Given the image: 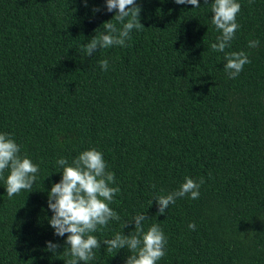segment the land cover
I'll return each mask as SVG.
<instances>
[{"label": "trees", "instance_id": "trees-1", "mask_svg": "<svg viewBox=\"0 0 264 264\" xmlns=\"http://www.w3.org/2000/svg\"><path fill=\"white\" fill-rule=\"evenodd\" d=\"M212 2L137 0L144 29L125 47L86 56L82 45L116 15L105 0H0V133L40 168L32 192L11 199L9 171L0 179V264L71 258L67 234L48 223V192L61 180L56 161L71 164L92 148L115 173L110 207L121 219L92 233L101 248L87 264H126L131 253L108 252L103 241L134 231L122 223L137 214L148 218L145 232L159 223L167 238L157 264H264V0H237L240 28L225 52L210 47L221 35ZM252 40L259 46L249 48ZM239 51L251 62L229 79L225 54ZM185 177L204 178L199 198H178L157 215L155 198Z\"/></svg>", "mask_w": 264, "mask_h": 264}, {"label": "clouds", "instance_id": "clouds-1", "mask_svg": "<svg viewBox=\"0 0 264 264\" xmlns=\"http://www.w3.org/2000/svg\"><path fill=\"white\" fill-rule=\"evenodd\" d=\"M84 2L87 6V0ZM174 3L200 7L199 0H174ZM105 7L109 13L115 10L116 15L103 24L104 32L82 45L86 56H92L98 49L125 47L134 29H144L140 23L142 9L137 5V0H105ZM99 11V8L93 9V12ZM211 11V23L221 35L210 47L212 51L225 52L240 28L236 18L241 5L237 0H213ZM126 18L127 22H124ZM113 20L122 23V28H117ZM259 43L258 40L249 41L248 47L256 48ZM225 60L224 70L229 79L237 78L244 66L251 62L249 54L244 51L226 53ZM99 65L102 70H108L107 59L101 60ZM20 151V145L10 134L0 133V179L4 178L3 173L8 170L6 192L10 199L21 191L32 192L40 171L39 165L34 164L26 155L22 157ZM56 163L63 171L61 180L53 184L48 192V209L53 213L48 223L57 237L67 234V251L64 255L71 258L66 264H87L95 259L96 251L101 248V242L92 233L106 228L110 221L121 219L110 207L120 189L110 186L115 183V173L107 171L108 165L103 153L95 148L81 152L71 164L64 157ZM204 182L203 177L199 181L185 177L178 190L157 196L154 200L158 206L157 215H164L169 205L174 204L178 198L187 195L192 200L198 199L199 189ZM147 219L146 214H137L131 222H123L122 229L134 222V231L128 235H123L121 231L113 239L104 240L103 245L107 246V251L117 253L127 249L131 254L126 264H157L166 255L167 238L159 223L152 224L145 232L143 222ZM188 228L195 231V223H189ZM58 248V244L46 242V251L56 253Z\"/></svg>", "mask_w": 264, "mask_h": 264}]
</instances>
